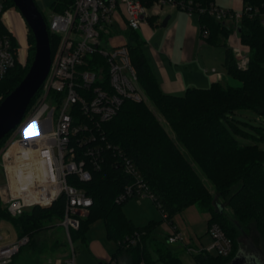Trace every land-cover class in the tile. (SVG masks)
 Wrapping results in <instances>:
<instances>
[{
	"label": "trees",
	"instance_id": "1",
	"mask_svg": "<svg viewBox=\"0 0 264 264\" xmlns=\"http://www.w3.org/2000/svg\"><path fill=\"white\" fill-rule=\"evenodd\" d=\"M191 1L202 7L216 4V0ZM9 6L15 7L12 0H6V8ZM245 7L260 12L255 17L244 14L239 24V41L248 50V67L246 70L237 68L232 48H227L224 63L227 74L238 80L240 86L214 82L209 88H188L183 96L166 94L144 54V42L138 34L132 33L134 42L130 44V55L139 85L167 126L143 101H126L118 115L103 126L105 163L101 171L93 173L90 182L82 185L93 199V205L89 215L82 219L80 229L70 231L72 240L74 235L84 239L90 224L101 220L107 238L117 244L112 257L128 255L132 264L141 261L155 264L152 258L155 253L163 264H183L167 242L155 236L156 223L136 227L125 216L124 203L115 202L133 182L121 165V151L149 186L154 201L161 205L159 209L165 222L173 226L175 215L197 206L209 215V226L218 224L231 239L232 251L228 256L201 251L193 256L196 264H229L242 250L238 237L253 231L263 241V255L252 243L249 252L264 264V150L258 144L241 145L235 136H249L237 125V111L252 109L264 115V0H243L242 9ZM199 19L201 32L209 33L206 42L211 46H226L229 35L234 32L233 26L207 14L200 15ZM0 32L8 34L1 21ZM49 36L54 55L60 39ZM31 38L34 42L32 33ZM12 41L17 45L15 39ZM29 67L11 89L7 86L21 68L17 65L9 72L0 84V91L4 89L2 100L21 82ZM42 90L33 98L27 114L42 96ZM8 137L0 141V150ZM64 209L65 200L61 198L49 208L35 206L21 216L11 217L0 203V220H8L14 226L17 239L29 236V244L33 242L36 246L35 235L62 220ZM135 232L145 233L141 244L124 250L119 242ZM61 245L68 243L63 245L56 240L52 246L55 249Z\"/></svg>",
	"mask_w": 264,
	"mask_h": 264
},
{
	"label": "built area",
	"instance_id": "2",
	"mask_svg": "<svg viewBox=\"0 0 264 264\" xmlns=\"http://www.w3.org/2000/svg\"><path fill=\"white\" fill-rule=\"evenodd\" d=\"M53 5L47 29L49 35L59 37L60 41L41 88L42 96L10 132L0 150L4 173L0 203L11 217H18L35 206L49 208L64 198V216L59 225L64 228L72 255L55 264H76L70 231L80 229L82 219L89 215L93 205V199L82 185L90 182L93 173L104 166L103 126L118 115L126 101L141 102L145 96L132 64L130 44H110V38L116 34L113 28L119 26L131 36L132 33L139 35L142 25L154 26L163 7L169 5L190 18L207 14L219 22L230 23L237 34L244 14L255 17L260 12L252 7L242 11L216 4L202 7L191 0H57ZM6 17V0H0V21L8 30V34L0 32V84L21 63L22 53L20 44L14 45L12 41V38L16 40V35L5 23ZM201 34L205 39L209 33L204 30ZM232 50L237 68L246 70L248 50L240 41ZM48 100L55 106H50ZM106 147L111 148L108 144ZM119 155L125 174L132 177L133 182L115 202L123 204L137 195L149 196L154 201V194L133 162L121 151ZM208 233L213 242L202 250H216L217 254L228 256L232 241L220 226L211 224ZM144 234L128 235L119 245L124 250L140 245ZM180 238L173 228L166 242L174 244ZM29 242V236H23L13 244L0 246V264H10ZM101 264L132 262L130 258L125 261L111 256Z\"/></svg>",
	"mask_w": 264,
	"mask_h": 264
},
{
	"label": "rangeland",
	"instance_id": "3",
	"mask_svg": "<svg viewBox=\"0 0 264 264\" xmlns=\"http://www.w3.org/2000/svg\"><path fill=\"white\" fill-rule=\"evenodd\" d=\"M56 1L57 0H35L48 23L52 16L53 4ZM216 4L225 8L234 7L235 11H242L243 8L242 0H216ZM172 10L175 9L169 5H165L161 14L155 20L154 26L142 25L139 31V38L144 42L143 51L145 55H149L150 50L156 49L155 45H160V42L166 39H169L168 41L170 44L173 43L172 39L175 35V30L173 29L174 17L168 21L166 27L162 26L168 15L172 14L170 13ZM184 18L185 19L180 22L182 25L188 20L185 15ZM5 23L13 29L16 35V41L22 48L21 63L18 64L21 69L18 70V76L13 77L11 83L7 86L11 89L18 82L23 72L30 66L34 56L35 43L31 38L29 27L15 7H7ZM3 26L4 29H7L5 24H3ZM113 29L116 34L110 38L111 45L131 44L134 42L132 36L124 32L119 26H115ZM180 40L181 36L177 42L176 49L180 46ZM227 44L231 48L237 46L234 33L230 34L228 37ZM220 51V47L212 48L210 54L204 53V55L209 57L213 56L215 58ZM228 85L240 86L241 83L234 78L228 77V81H224L223 86ZM9 89H7V91ZM3 95L4 89L0 91V101ZM144 95L143 102L154 111L161 123L167 126L163 118L156 111L154 104L146 94ZM48 103L52 107L55 106L51 100H48ZM235 119L237 120V125L242 130L249 133L247 137L235 135L239 143L241 145L258 144V146L264 150V115L252 109H245L237 111ZM3 182L4 173L0 164V184ZM123 212L136 227H144L151 222L156 223L155 236L164 241H167V238L172 232V228H175L181 238L174 244H169L167 242V246L182 259L183 264H196L193 257L196 254L195 251H203L202 248L208 249L213 242L210 234L206 233L209 215L200 211L197 206H190L184 209L180 214L175 215L173 217V226L165 222L157 202L153 201L149 196L137 195L128 199L123 205ZM227 212L230 214V209H228ZM59 223L60 221H56L54 227L49 225L46 229L37 233L34 237L37 245L34 246L33 242H31V244L24 246L13 259L12 264H55L63 257L72 255V249L68 242L67 235L64 228L60 226ZM72 233V235L75 234L74 232ZM0 235L3 237L0 246L13 244L17 241V231L8 220H0ZM56 240H59L63 245L65 243H68V245H61L54 249L52 245ZM72 241L76 253V264H99V262H106L117 250L116 242L107 238L105 224L101 220L94 221L90 224L84 239L75 237L74 235ZM238 242L241 245V249H244L247 253L251 252L249 245L252 243L255 246V250L263 255V241L256 231L249 233V235L244 234L239 236ZM189 247H193L194 249L188 250ZM209 253L218 255L216 250H211ZM253 256L256 257V255ZM152 258L156 261L155 264H163L158 261L155 253H152ZM120 259L129 261V256L122 255ZM255 263L262 264L259 258L252 264Z\"/></svg>",
	"mask_w": 264,
	"mask_h": 264
},
{
	"label": "crops",
	"instance_id": "4",
	"mask_svg": "<svg viewBox=\"0 0 264 264\" xmlns=\"http://www.w3.org/2000/svg\"><path fill=\"white\" fill-rule=\"evenodd\" d=\"M226 9H234V7H226ZM170 13L172 14L168 15L170 17L169 21L174 17L173 29L175 30V35L172 39L173 43L170 44L169 39H166L160 42L161 46L155 45L156 49L150 50L149 55H145L161 90L166 94L183 96L188 88H209L214 82L223 84L224 81H228V77L231 76L227 74L224 63L226 50L231 47L228 46L227 42L226 46L209 45L202 37L198 16L190 18L185 12L177 9L170 11ZM184 15L188 20L182 25L180 22L185 19ZM227 24L229 25L230 23ZM232 33L235 34L238 44V33L236 34L235 30ZM180 36V46L176 49ZM219 47L221 51L217 57L204 55V53L210 54L212 48ZM208 229L209 224L207 225L206 233H208ZM191 249L194 248H188V250ZM101 263L99 262V264Z\"/></svg>",
	"mask_w": 264,
	"mask_h": 264
},
{
	"label": "water",
	"instance_id": "5",
	"mask_svg": "<svg viewBox=\"0 0 264 264\" xmlns=\"http://www.w3.org/2000/svg\"><path fill=\"white\" fill-rule=\"evenodd\" d=\"M12 2L29 27L35 46L28 72L0 103V141L8 136L24 118L33 98L48 78L53 59L47 23L35 0H12ZM169 19L168 16L164 20L163 27L167 26ZM253 255L255 254L240 250L229 264H252L257 259Z\"/></svg>",
	"mask_w": 264,
	"mask_h": 264
}]
</instances>
